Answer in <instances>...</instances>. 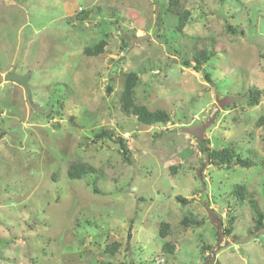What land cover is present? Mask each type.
I'll list each match as a JSON object with an SVG mask.
<instances>
[{"label": "rangeland", "instance_id": "374dc122", "mask_svg": "<svg viewBox=\"0 0 264 264\" xmlns=\"http://www.w3.org/2000/svg\"><path fill=\"white\" fill-rule=\"evenodd\" d=\"M167 1L0 0V264H264V228L232 195L246 186L264 216V95L245 102L264 93V0H182L183 30ZM202 48L214 56L197 73L184 63ZM12 72L29 76L30 101ZM130 72L136 102L167 124L122 114ZM104 129L113 140L92 141ZM204 146L256 165L216 168ZM72 162L99 172L70 180Z\"/></svg>", "mask_w": 264, "mask_h": 264}, {"label": "trees", "instance_id": "16d2710c", "mask_svg": "<svg viewBox=\"0 0 264 264\" xmlns=\"http://www.w3.org/2000/svg\"><path fill=\"white\" fill-rule=\"evenodd\" d=\"M166 12L176 16L178 18V29L183 30L186 26L188 19L190 17L189 11L184 9V4L182 0H168L166 3ZM88 11L80 10L76 14L75 18L79 21L88 19ZM226 31L232 35L236 34V30L231 27H226ZM107 46L106 39L100 40L97 44L91 47H86L83 49V55L88 58L99 57L103 54L105 47ZM214 56V53L209 51L206 48H202L193 53L191 60L194 62V65L191 66L189 61L184 63V66L191 67L195 72L201 73L203 71L202 66L207 64L208 61ZM204 78L207 82L210 81L207 74L204 73ZM139 83V76L135 72H130L126 75L124 86L121 92L120 98V110L122 114L126 117L133 116L136 120L146 126H155V125H165L170 121V116L167 112L162 110L150 111L147 107L136 102L135 99V89ZM107 91H110L107 88ZM264 95L262 91H259L255 88H250L248 90V95L245 99L246 105L248 107H256L260 103L261 97ZM264 123V116L260 117V124ZM114 133L109 130H102L100 133L96 134L92 141L108 139L113 140ZM1 137V135H0ZM118 144L121 149L122 156H125L126 162H129V156H127L128 151L124 144L123 139H118ZM204 142L207 143L206 139ZM204 155L206 161L209 165H212L216 168H225L229 169L232 166H238L244 169H251L255 167L256 163L248 158H242L240 155L236 154L231 148H223L220 150H212L208 147H203ZM262 171L264 172V159L259 163ZM99 172V169L88 165L82 162H72L67 169V176L70 180H80L85 177H90L96 175ZM232 195L238 200V202L247 201L252 217L255 230H261L264 228V216L261 210H259L256 200L253 198V194L247 190V187L244 185H236L232 191ZM177 201L181 203H187V200L177 197ZM181 224L184 227L190 225L200 226V222L193 221L188 217H184L181 220ZM169 224L161 223L159 226V236L164 239L169 234ZM129 236V232H128ZM129 238V237H128ZM118 250V243H113L110 246L105 248L107 253L114 255ZM173 246L168 243H164L162 246V252H173ZM108 264V263H105Z\"/></svg>", "mask_w": 264, "mask_h": 264}, {"label": "water", "instance_id": "95a60500", "mask_svg": "<svg viewBox=\"0 0 264 264\" xmlns=\"http://www.w3.org/2000/svg\"><path fill=\"white\" fill-rule=\"evenodd\" d=\"M28 80H29V76L28 75H26V76H17L13 72L5 75V77H4V81L5 82L13 83V84H16L17 86L21 87V89L26 94V97H27L28 101H30L31 94H30V91H29V88H28V85H27Z\"/></svg>", "mask_w": 264, "mask_h": 264}]
</instances>
